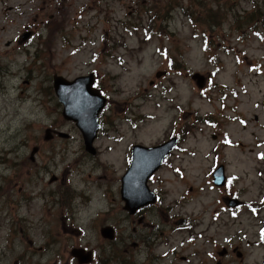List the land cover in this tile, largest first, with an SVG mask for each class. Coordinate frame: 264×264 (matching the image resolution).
<instances>
[{
	"label": "rangeland",
	"instance_id": "rangeland-1",
	"mask_svg": "<svg viewBox=\"0 0 264 264\" xmlns=\"http://www.w3.org/2000/svg\"><path fill=\"white\" fill-rule=\"evenodd\" d=\"M204 4L220 25L199 18ZM255 4L0 0V264H264V25L245 21ZM92 73L107 98L96 153L55 89L57 76ZM174 135L149 182L162 200L129 213L132 146ZM220 163L225 188L213 183ZM147 234L153 250L132 246Z\"/></svg>",
	"mask_w": 264,
	"mask_h": 264
},
{
	"label": "water",
	"instance_id": "water-1",
	"mask_svg": "<svg viewBox=\"0 0 264 264\" xmlns=\"http://www.w3.org/2000/svg\"><path fill=\"white\" fill-rule=\"evenodd\" d=\"M28 36V34L26 35ZM199 77V85L204 82V78ZM94 76H81L74 80H68L63 76L55 77V89L57 95L64 106V115L75 121L82 131L87 149L96 153L94 141L97 131L101 125L99 123V113L106 104L98 89L93 88ZM177 144V138L157 145L146 146L137 144L133 147L132 163L122 177V197L126 201V209L134 212L141 206L155 200L153 192L150 190L148 181L150 177L161 167L165 158ZM215 182L222 185L225 182L224 167L222 166L216 173ZM232 206L240 204L238 199L230 201ZM102 234L106 238L113 239L115 230L110 227L102 228ZM74 253L80 257V261L87 262L90 257L83 258L78 250ZM89 255H91L89 253Z\"/></svg>",
	"mask_w": 264,
	"mask_h": 264
},
{
	"label": "trees",
	"instance_id": "trees-1",
	"mask_svg": "<svg viewBox=\"0 0 264 264\" xmlns=\"http://www.w3.org/2000/svg\"><path fill=\"white\" fill-rule=\"evenodd\" d=\"M253 3H256L255 6L252 7V11L247 13L245 15V21L248 25L256 24L260 26L264 25V21H262L260 18L259 13L261 12L262 6L258 4L255 0H252ZM259 2V1H258ZM214 12V9L211 6H207V4L203 5V10L201 11L199 18L203 20L204 23L209 22L212 20L213 25H220L221 21H219V17L216 15L212 16V13ZM221 19V17H220ZM260 20L259 24H257V21ZM238 23H241V20L238 19ZM255 29L254 27H251Z\"/></svg>",
	"mask_w": 264,
	"mask_h": 264
},
{
	"label": "flooded vegetation",
	"instance_id": "flooded-vegetation-1",
	"mask_svg": "<svg viewBox=\"0 0 264 264\" xmlns=\"http://www.w3.org/2000/svg\"><path fill=\"white\" fill-rule=\"evenodd\" d=\"M172 156V155H171ZM156 194H157V197H158V199L159 200H162V194L160 193V192H157V191H154ZM159 194V195H158ZM154 198H155V200L153 201V203H149V204H147L146 206H144V207H141V208H139L136 212H135V214L136 215H142V216H144V213H145V209L147 208V207H152V206H154V205H156L157 204V201H156V197H155V195H154ZM243 206V205H242ZM131 214H134V213H131ZM142 220H144V217H143V219ZM178 221V220H177ZM176 221V222H177ZM183 221H184V219H183ZM179 222V221H178ZM186 223V220H185V222L183 223V224H185ZM142 225H144V223L142 224ZM140 235V234H139ZM130 239H133V237L132 236H130ZM141 242L140 243H138V242H134L133 244H132V246L134 247V248H137L139 245H143L145 248H149V249H151V250H153V247L156 245V243H157V241L155 240L154 241V239H155V237H153L151 234H147V235H142L141 236ZM228 252H226V254H227ZM225 254V255H226ZM243 256V255H242ZM154 257V258H153ZM160 257H158V256H153L152 255V258H150L149 259V261H151L150 262V264H159V261H160ZM183 260H187V257H183Z\"/></svg>",
	"mask_w": 264,
	"mask_h": 264
},
{
	"label": "snow or ice",
	"instance_id": "snow-or-ice-1",
	"mask_svg": "<svg viewBox=\"0 0 264 264\" xmlns=\"http://www.w3.org/2000/svg\"><path fill=\"white\" fill-rule=\"evenodd\" d=\"M230 143V141H229ZM262 159H264V155L261 156ZM177 171H179V169H177ZM229 183H231V181H229Z\"/></svg>",
	"mask_w": 264,
	"mask_h": 264
}]
</instances>
